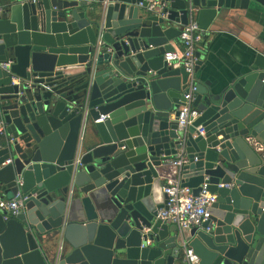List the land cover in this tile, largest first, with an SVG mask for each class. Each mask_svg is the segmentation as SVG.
<instances>
[{
  "label": "water",
  "instance_id": "1",
  "mask_svg": "<svg viewBox=\"0 0 264 264\" xmlns=\"http://www.w3.org/2000/svg\"><path fill=\"white\" fill-rule=\"evenodd\" d=\"M163 3L3 5L0 61L14 63L0 69V188L27 199L14 218L0 212V264H183L176 227L155 218L187 84L163 55L190 12L207 31L227 10L264 21V0ZM193 106L184 185L197 195L207 178L217 199L186 246L198 264H264V65L214 91L196 85ZM198 126L205 136L193 138Z\"/></svg>",
  "mask_w": 264,
  "mask_h": 264
},
{
  "label": "built area",
  "instance_id": "2",
  "mask_svg": "<svg viewBox=\"0 0 264 264\" xmlns=\"http://www.w3.org/2000/svg\"><path fill=\"white\" fill-rule=\"evenodd\" d=\"M146 9L151 12L160 11L164 7L163 0H144ZM140 2L138 6H142ZM3 5L0 4V12ZM205 31L200 29L192 12L189 13L188 22L183 27L178 41L179 48H173L163 55V62L173 68H182L187 74L186 90L183 95L182 104L178 107L176 119L177 131L180 133V143L176 153L170 159L164 161L160 178L162 180L161 192L166 197L163 207L156 210V219L175 226L181 240L183 251V264H198L199 259L193 251L186 246L184 235L193 228H200L211 216L213 204L216 203V193H211L207 178L199 185V192L194 195L192 189L184 184L187 179L186 168L190 165V159L185 150V137L189 127L198 118V112L193 106L194 94L196 92L195 67L198 58L197 49L202 45ZM13 60L0 61V69L10 73ZM100 122V120L96 121ZM4 134L3 122L0 120V136ZM204 137V128H195L193 138ZM249 141V139H247ZM257 149V148H256ZM258 150V149H257ZM193 162H196L194 158ZM8 163V162H7ZM21 185L20 182L17 183ZM219 188L229 189L230 185L218 184ZM27 199L21 192L15 193L11 198L3 196L0 190V212L5 213L3 220L14 218L19 215L23 208V202ZM208 230V229H207ZM149 242H147L148 244Z\"/></svg>",
  "mask_w": 264,
  "mask_h": 264
},
{
  "label": "crops",
  "instance_id": "3",
  "mask_svg": "<svg viewBox=\"0 0 264 264\" xmlns=\"http://www.w3.org/2000/svg\"><path fill=\"white\" fill-rule=\"evenodd\" d=\"M8 0H0V4H7ZM173 48H179L178 39L173 41ZM200 64L195 72L197 85L213 91L226 85L231 79L246 73L251 69L264 65V21L250 11L227 10L219 15L210 25L202 45L197 49ZM179 105L176 106V110ZM159 185V187H158ZM162 180H157V202L161 207L165 200L161 192ZM1 190V188H0ZM6 198L12 195L2 191ZM168 226H172L168 224ZM185 233L186 241L189 233ZM63 241L51 243L44 249V254L63 246Z\"/></svg>",
  "mask_w": 264,
  "mask_h": 264
}]
</instances>
